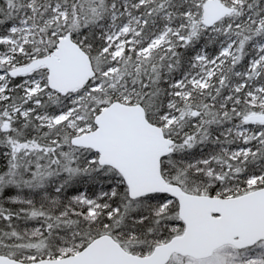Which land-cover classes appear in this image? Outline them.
I'll return each instance as SVG.
<instances>
[{"label":"snow or ice","instance_id":"obj_1","mask_svg":"<svg viewBox=\"0 0 264 264\" xmlns=\"http://www.w3.org/2000/svg\"><path fill=\"white\" fill-rule=\"evenodd\" d=\"M0 264H264V0H0Z\"/></svg>","mask_w":264,"mask_h":264}]
</instances>
